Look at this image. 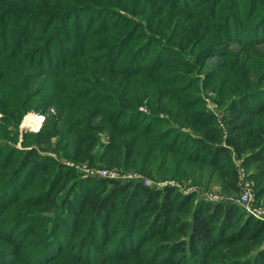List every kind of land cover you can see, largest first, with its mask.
Masks as SVG:
<instances>
[{
  "label": "rangeland",
  "instance_id": "374dc122",
  "mask_svg": "<svg viewBox=\"0 0 264 264\" xmlns=\"http://www.w3.org/2000/svg\"><path fill=\"white\" fill-rule=\"evenodd\" d=\"M52 9L58 11L56 19L43 23ZM32 14L38 20L29 24ZM226 32L230 35L223 38ZM250 92L259 99L264 95V0H0V168L9 149L16 158L34 149L38 156L30 159L52 157L73 170L71 179L101 177L96 172L104 171L123 182L168 185L213 203H233L264 220V194L259 196L250 177L255 168L244 167L232 148L227 155L235 177L225 164L226 153L219 155L222 169L190 163L183 173L175 159L170 173L153 166L151 176L140 171L141 164L109 167L104 154L113 145L108 114L124 118L126 111L136 110L133 123L142 128L154 121L152 133L176 129L193 135L172 116L180 98L214 115L224 135L227 106ZM28 116L41 119L28 123ZM72 123L79 133L71 132ZM79 134H93L96 145L89 153H77ZM113 152L123 156L121 150ZM30 179L19 183L15 194H27L35 182ZM245 190L247 204L241 203ZM56 211L41 215L53 217ZM7 216H0V235L11 227ZM42 222L30 226L25 255L41 246L43 235L48 240L50 226ZM16 259L12 244L0 240V264H18ZM25 263L34 264L28 258Z\"/></svg>",
  "mask_w": 264,
  "mask_h": 264
},
{
  "label": "trees",
  "instance_id": "16d2710c",
  "mask_svg": "<svg viewBox=\"0 0 264 264\" xmlns=\"http://www.w3.org/2000/svg\"><path fill=\"white\" fill-rule=\"evenodd\" d=\"M73 5L68 6L73 9ZM57 12L52 9L44 14L43 23L56 19ZM26 20L31 24L38 16L32 14ZM228 35L226 32L223 38ZM260 96L250 92L231 100L224 135L218 123L215 125L214 115L180 98L172 116L193 135L176 129L152 133L154 121L143 123L142 128L133 123L139 114L136 110L126 111L124 118L123 114H108L106 130L113 145L108 147L110 154L104 153L106 161L109 167L123 169L141 164L140 171L151 176L148 169L153 166L170 173L175 159L180 171L190 163L201 169H222L219 155L226 153L225 164L235 177L237 170L227 155L232 148L242 156L244 167L255 168L250 177L260 196L264 194V95ZM71 126V132L79 133L75 123ZM78 138V154L89 153L96 145L93 134L86 138L79 134ZM83 142H88L84 152ZM115 149L123 156L115 155ZM8 153L0 168L4 180L0 216L8 215L11 227L0 240L12 244V255L17 256L14 263L26 264L28 258L34 264L45 260L46 264H264V220L247 215L233 203H213L173 186L155 187L136 180L87 175L71 179L73 170L52 157L30 159L38 156L34 149L26 157L12 156L11 149ZM29 179H35L33 186L19 197L14 188ZM53 209L57 210L55 216L41 215ZM41 220L43 225L49 223L48 240L43 235L41 246L25 255L23 244L33 230L30 226H38L36 222Z\"/></svg>",
  "mask_w": 264,
  "mask_h": 264
},
{
  "label": "built area",
  "instance_id": "2783aa9c",
  "mask_svg": "<svg viewBox=\"0 0 264 264\" xmlns=\"http://www.w3.org/2000/svg\"><path fill=\"white\" fill-rule=\"evenodd\" d=\"M97 174H100L101 175V177H109V176H107V174L106 173H104V171H97L96 172ZM99 175V176H100ZM145 185H148V183L147 184H145ZM250 201V193H249V191L248 190H245L242 194H241V203H243V204H247L248 202ZM259 218V217H258Z\"/></svg>",
  "mask_w": 264,
  "mask_h": 264
},
{
  "label": "bare ground",
  "instance_id": "6f19581e",
  "mask_svg": "<svg viewBox=\"0 0 264 264\" xmlns=\"http://www.w3.org/2000/svg\"><path fill=\"white\" fill-rule=\"evenodd\" d=\"M40 119L41 118H34L32 116H28L26 121L29 123V122H35V120H40Z\"/></svg>",
  "mask_w": 264,
  "mask_h": 264
}]
</instances>
